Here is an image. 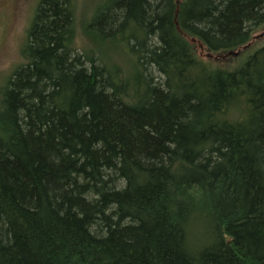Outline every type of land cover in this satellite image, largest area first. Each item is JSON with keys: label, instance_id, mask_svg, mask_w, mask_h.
<instances>
[{"label": "trees", "instance_id": "trees-1", "mask_svg": "<svg viewBox=\"0 0 264 264\" xmlns=\"http://www.w3.org/2000/svg\"><path fill=\"white\" fill-rule=\"evenodd\" d=\"M40 0L0 90V264H264V0ZM82 29L85 41L78 44Z\"/></svg>", "mask_w": 264, "mask_h": 264}, {"label": "rangeland", "instance_id": "rangeland-1", "mask_svg": "<svg viewBox=\"0 0 264 264\" xmlns=\"http://www.w3.org/2000/svg\"><path fill=\"white\" fill-rule=\"evenodd\" d=\"M40 0H0V90L7 79L26 62L21 50L28 39V29L32 23ZM101 0H77L78 18L91 19L93 11ZM202 60L215 67L233 69L249 55L264 45V27L255 30L253 39L235 52H211L197 38L186 36ZM78 44L85 41L82 29L77 36ZM1 98V97H0Z\"/></svg>", "mask_w": 264, "mask_h": 264}]
</instances>
